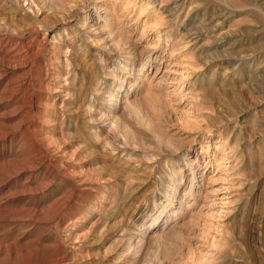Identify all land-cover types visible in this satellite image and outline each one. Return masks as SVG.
<instances>
[{
	"label": "rangeland",
	"instance_id": "obj_1",
	"mask_svg": "<svg viewBox=\"0 0 264 264\" xmlns=\"http://www.w3.org/2000/svg\"><path fill=\"white\" fill-rule=\"evenodd\" d=\"M0 264H264V0H0Z\"/></svg>",
	"mask_w": 264,
	"mask_h": 264
},
{
	"label": "bare ground",
	"instance_id": "obj_2",
	"mask_svg": "<svg viewBox=\"0 0 264 264\" xmlns=\"http://www.w3.org/2000/svg\"><path fill=\"white\" fill-rule=\"evenodd\" d=\"M126 104V103H125ZM193 175V174H192Z\"/></svg>",
	"mask_w": 264,
	"mask_h": 264
}]
</instances>
